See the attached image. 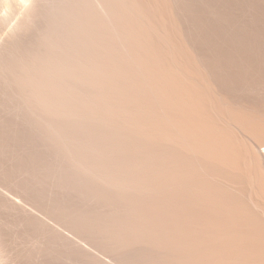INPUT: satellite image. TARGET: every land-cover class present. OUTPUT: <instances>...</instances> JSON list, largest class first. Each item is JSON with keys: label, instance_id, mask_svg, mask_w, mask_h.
Segmentation results:
<instances>
[{"label": "bare ground", "instance_id": "6f19581e", "mask_svg": "<svg viewBox=\"0 0 264 264\" xmlns=\"http://www.w3.org/2000/svg\"><path fill=\"white\" fill-rule=\"evenodd\" d=\"M18 12L0 179L26 202L0 197V264H264V0Z\"/></svg>", "mask_w": 264, "mask_h": 264}, {"label": "rangeland", "instance_id": "374dc122", "mask_svg": "<svg viewBox=\"0 0 264 264\" xmlns=\"http://www.w3.org/2000/svg\"><path fill=\"white\" fill-rule=\"evenodd\" d=\"M12 4L13 5H12L11 9L9 8L7 10L2 11L0 8V42L2 41L3 33L5 31H7L14 24L15 19L19 15L18 10L20 8L21 0H15L14 2L12 0ZM0 5H1V3H0ZM0 197L5 199L7 202H9L11 204L19 205L22 207L24 206V203L26 202V200L23 198V195L14 186H12L8 182L2 181L1 179H0ZM26 208L31 210V212H33L34 214H37L38 216H40L36 212L35 209H33V208L30 209V207H28V206H26ZM19 249H22V246L18 245L15 248L14 252H16ZM14 252L12 254H14ZM11 256L13 257L14 255H11ZM10 257H9V259H10ZM11 263L16 264L15 261H13Z\"/></svg>", "mask_w": 264, "mask_h": 264}]
</instances>
